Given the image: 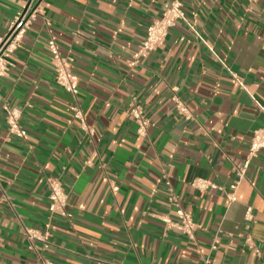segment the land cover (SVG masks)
I'll use <instances>...</instances> for the list:
<instances>
[{"label":"crops","instance_id":"obj_1","mask_svg":"<svg viewBox=\"0 0 264 264\" xmlns=\"http://www.w3.org/2000/svg\"><path fill=\"white\" fill-rule=\"evenodd\" d=\"M166 1L0 0V39L29 3L32 14L0 74V264H264V150L237 177L264 122V0H182L187 21L131 65ZM51 40L72 57L77 95L56 82ZM5 104L24 138L8 131ZM49 177L69 194L53 218ZM198 178L223 189L199 190ZM172 195L194 238L164 222L179 220Z\"/></svg>","mask_w":264,"mask_h":264},{"label":"built area","instance_id":"obj_2","mask_svg":"<svg viewBox=\"0 0 264 264\" xmlns=\"http://www.w3.org/2000/svg\"><path fill=\"white\" fill-rule=\"evenodd\" d=\"M31 15L30 10L27 9L24 13L16 17V19L12 22L8 33L0 39V74H4L7 71L8 61L6 60V55L13 52L17 47L26 31L27 26L29 25ZM179 20L187 21L186 11L182 0H167L163 5L162 15L159 18L153 19L148 25L146 36L141 42L138 50L133 55L130 62L131 65H137L140 58L148 57L152 52L164 47L170 29L174 27ZM49 46L53 56L56 82L73 95H77L79 92V82L78 77L72 70V57L63 55L60 51L59 45L54 40L49 42ZM174 100L179 113L185 118L190 119L192 114L186 102L178 96H175ZM4 108L6 111L8 131L12 135L24 138L27 134V130L21 123V112L8 104H5ZM260 110L264 114V103L260 104ZM74 111V115L76 117L83 116L80 108L75 107ZM127 114L134 118L137 124L138 134L140 136L146 135L150 122L142 107L133 100ZM262 150H264V122L262 126L255 129L252 133L247 157L243 163L238 166L237 177L239 180L245 178L247 169L249 168L251 162L259 156ZM47 185L49 188L50 218H53L56 214H65L69 194L65 191L61 179L58 177H49L47 179ZM191 185L199 190H206L208 188L223 189L208 180L199 178L193 180ZM233 187L235 188V186ZM235 199V193H230L229 200L233 201ZM169 201L175 207L179 220L177 222H172L170 218L164 217V222L167 225L174 226L188 237L194 238L198 224L193 216L182 207L178 199L173 195L169 197ZM253 218V208L249 206L246 210V219L252 220ZM25 232L30 240H41L44 242L45 246H49L52 243L50 240L51 233L49 231L41 233L38 230L26 227ZM111 264L125 263L111 262Z\"/></svg>","mask_w":264,"mask_h":264},{"label":"water","instance_id":"obj_3","mask_svg":"<svg viewBox=\"0 0 264 264\" xmlns=\"http://www.w3.org/2000/svg\"><path fill=\"white\" fill-rule=\"evenodd\" d=\"M29 5H30V3L28 4V7H29ZM28 7L26 8V10L28 9ZM26 10H25V11H26Z\"/></svg>","mask_w":264,"mask_h":264}]
</instances>
